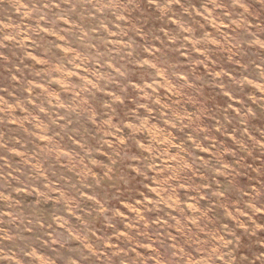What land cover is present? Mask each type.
I'll return each mask as SVG.
<instances>
[{
  "label": "rangeland",
  "instance_id": "1",
  "mask_svg": "<svg viewBox=\"0 0 264 264\" xmlns=\"http://www.w3.org/2000/svg\"><path fill=\"white\" fill-rule=\"evenodd\" d=\"M0 264H264V0H0Z\"/></svg>",
  "mask_w": 264,
  "mask_h": 264
}]
</instances>
